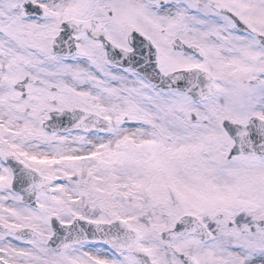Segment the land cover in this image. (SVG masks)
Segmentation results:
<instances>
[{"label": "snow or ice", "instance_id": "1", "mask_svg": "<svg viewBox=\"0 0 264 264\" xmlns=\"http://www.w3.org/2000/svg\"><path fill=\"white\" fill-rule=\"evenodd\" d=\"M0 264H264V0H0Z\"/></svg>", "mask_w": 264, "mask_h": 264}]
</instances>
